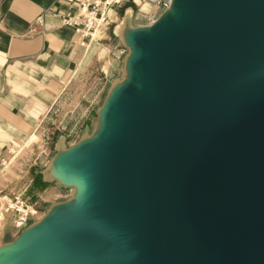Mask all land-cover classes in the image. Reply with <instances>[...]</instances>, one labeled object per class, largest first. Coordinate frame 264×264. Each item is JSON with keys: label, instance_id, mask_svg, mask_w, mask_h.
Returning a JSON list of instances; mask_svg holds the SVG:
<instances>
[{"label": "water", "instance_id": "obj_1", "mask_svg": "<svg viewBox=\"0 0 264 264\" xmlns=\"http://www.w3.org/2000/svg\"><path fill=\"white\" fill-rule=\"evenodd\" d=\"M176 7L133 34L101 108L115 135L74 149L75 200L0 264H264V0ZM75 250L89 261L54 259Z\"/></svg>", "mask_w": 264, "mask_h": 264}, {"label": "crops", "instance_id": "obj_2", "mask_svg": "<svg viewBox=\"0 0 264 264\" xmlns=\"http://www.w3.org/2000/svg\"><path fill=\"white\" fill-rule=\"evenodd\" d=\"M78 9L77 2L64 0H0V166L9 156L24 153L28 139L60 105L79 71L88 70L101 53V83L110 82L117 74L103 97V107L114 87L129 75L133 34L150 25L146 16L156 10L146 0L112 6L107 24L89 38L84 37L81 24L61 21L62 16L76 15ZM90 47L97 50L90 51ZM107 66H111L109 72L104 70ZM68 145L64 137H58L51 145V157L34 168L33 178L25 171L4 180L0 168V189L14 193L28 187L35 195L30 201L35 212L23 227H15L14 212L0 215V257L50 214L48 210L42 215V203L50 208L61 205L58 198L65 191L75 197L77 187L70 162L76 153L75 146ZM2 207L0 201V212Z\"/></svg>", "mask_w": 264, "mask_h": 264}, {"label": "rangeland", "instance_id": "obj_3", "mask_svg": "<svg viewBox=\"0 0 264 264\" xmlns=\"http://www.w3.org/2000/svg\"><path fill=\"white\" fill-rule=\"evenodd\" d=\"M181 7H185V0H181ZM154 11L153 13L156 14L157 18L163 13L166 17V22L159 28H170L183 21L182 17H177L172 7H170V4L167 8H159ZM158 29L151 30V32L157 31ZM92 48L90 47L89 50H97L95 47ZM99 48L101 53L103 49L102 47ZM101 56L102 53L99 60L95 61V64H90L88 70L79 71L80 73L77 79L72 82L71 89L67 91L66 97L60 105L53 109L47 120L37 128L32 135L33 137L28 139L24 153L9 156L1 162L0 168L4 175V180L17 178L16 176L19 177L25 171H28L27 175L33 178L34 168L38 169L39 166H42L51 157V145L58 137H64L69 145L88 147L110 140L115 135L114 132H110L107 135L106 133H101L103 122L101 120V103L108 88L112 85L113 79L117 78L116 74L110 77V82L105 83L104 80V84L103 81L101 83L103 76V71L99 69L102 62ZM86 62H84L83 66ZM110 68L111 66H107L104 70L109 72ZM40 161H42L41 164H39ZM28 189L27 187L25 193L31 201L35 195L31 188L29 191ZM71 194L73 195L71 191L62 192V196L58 198V201H62L61 205L68 204L69 202H66L68 200H75V197ZM72 208L73 206L66 207L63 210H70ZM48 210H52V208L47 203H42V215L47 213ZM22 253L20 258L22 261H27L29 256L31 257V254L28 256L26 252ZM14 255H17L16 257L20 256L18 255V251ZM54 259H58L59 261L57 262H68L69 260L75 259L89 261L88 256H80L79 250L60 254V256L56 255Z\"/></svg>", "mask_w": 264, "mask_h": 264}, {"label": "built area", "instance_id": "obj_4", "mask_svg": "<svg viewBox=\"0 0 264 264\" xmlns=\"http://www.w3.org/2000/svg\"><path fill=\"white\" fill-rule=\"evenodd\" d=\"M67 3L77 2L78 12L74 16H62L61 21L71 25H82L84 37L92 38L96 30L107 24V12L112 6H119L134 0H64ZM156 9L167 8L171 0H146ZM156 14L151 12L147 14L146 20L152 24L156 20ZM42 20L39 19L38 23ZM0 201L3 207L0 215L8 211L14 212V225L21 228L28 221L29 217L34 214L33 204L25 194V189L11 193L6 188L0 189Z\"/></svg>", "mask_w": 264, "mask_h": 264}, {"label": "bare ground", "instance_id": "obj_5", "mask_svg": "<svg viewBox=\"0 0 264 264\" xmlns=\"http://www.w3.org/2000/svg\"><path fill=\"white\" fill-rule=\"evenodd\" d=\"M179 0H175L173 3V9L177 8L176 6L178 5ZM106 111H111V104H107L106 107L104 108L103 112L106 113ZM101 113V114H104ZM105 116V115H103ZM101 120H102V116H101ZM49 173V172H48ZM105 260V258L101 259V262H103Z\"/></svg>", "mask_w": 264, "mask_h": 264}]
</instances>
